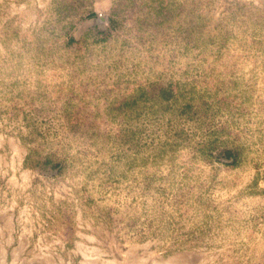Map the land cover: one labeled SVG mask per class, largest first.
Wrapping results in <instances>:
<instances>
[{
    "label": "rangeland",
    "instance_id": "obj_1",
    "mask_svg": "<svg viewBox=\"0 0 264 264\" xmlns=\"http://www.w3.org/2000/svg\"><path fill=\"white\" fill-rule=\"evenodd\" d=\"M0 264H264V0H0Z\"/></svg>",
    "mask_w": 264,
    "mask_h": 264
}]
</instances>
